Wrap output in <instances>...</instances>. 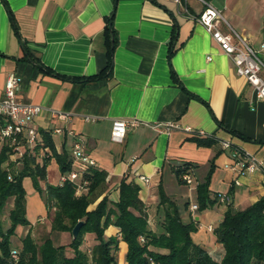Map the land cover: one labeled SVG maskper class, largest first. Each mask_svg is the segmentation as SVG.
I'll return each instance as SVG.
<instances>
[{"label": "crops", "instance_id": "0c3cea01", "mask_svg": "<svg viewBox=\"0 0 264 264\" xmlns=\"http://www.w3.org/2000/svg\"><path fill=\"white\" fill-rule=\"evenodd\" d=\"M208 1L250 46L257 48L264 41V0ZM187 3L195 13L202 8L196 0ZM112 8L116 44L107 77L67 80L22 58L25 42L28 54L50 71L67 77L98 73L108 59L103 31ZM9 12L18 33L11 26ZM174 23V52L168 60ZM226 27L221 23L222 30ZM204 28L162 0H0V97L6 76L13 72L20 100L72 113L67 127L83 138V150L105 172V184L90 208L104 194L116 199L117 184L124 175L138 185L149 225L155 228L161 219L156 188L161 181L184 222L195 221L192 240L213 259H220L222 244L206 226L213 228L220 221L228 202L240 209L264 197V101L255 97L244 76L234 72L232 61ZM258 55L264 60V49ZM113 118H133L140 123L127 127L117 141L109 135ZM168 121L201 129L214 142L198 145L191 138L195 135L180 128L166 132L163 124ZM32 124L39 130L62 125L47 111L33 117ZM64 137L70 154L73 138L51 134L56 151ZM224 139L262 159L263 165L253 172L231 168V150L220 145ZM183 161L195 164L192 185L177 183L171 170ZM211 162L209 197L225 193L229 201L216 200L212 206L191 212V203L197 202L195 184L204 178ZM21 181L25 216L32 229L36 217L46 214V207L42 203L37 210L42 198L29 176ZM104 232L116 234V228L109 225ZM118 246L122 249L124 243L119 241Z\"/></svg>", "mask_w": 264, "mask_h": 264}, {"label": "trees", "instance_id": "16d2710c", "mask_svg": "<svg viewBox=\"0 0 264 264\" xmlns=\"http://www.w3.org/2000/svg\"><path fill=\"white\" fill-rule=\"evenodd\" d=\"M114 7V4H113ZM10 22L17 32L12 14ZM114 10L105 18L104 38L106 59L105 67L98 73L87 76H65L50 71L42 63L32 58L25 42H22V58H29L38 64L39 68L53 73V76L69 80H89L104 78L111 72V58L113 47L116 44L115 28L112 24ZM177 24L174 23L170 31L168 43V57L174 49L171 46L176 37ZM18 33V32H17ZM171 76L175 75L171 71ZM5 117L0 115V126ZM49 129H40L42 140L29 150L22 143V155L13 159V147L1 140L0 147V264H118L116 253L120 249L119 241L126 247L124 264H264V197L258 198L242 208H235L230 202L222 212V218L213 226L215 240L222 244L223 250L220 259H213L206 249L192 240V233L196 231L195 221H185L179 215V208L167 195L161 185L158 189L157 207L161 219L157 227L151 228L146 213V205L139 198L138 185L132 179L122 176L117 184L118 196L112 199L107 194L101 196L90 208L89 204L101 193L105 184V172L97 166L88 165L80 172V177L88 180L86 189L81 193L75 192V183L70 180L50 183L45 180L49 158H53L59 167V173L71 168L70 154L65 147V137L56 151ZM198 145H209L213 137H191ZM210 146V145H209ZM40 154V159L38 155ZM18 163V164H17ZM17 164V165H16ZM194 163L183 161L172 166L177 183H185L181 175L189 168L192 171ZM213 162L206 170L201 181L195 184L198 209L212 206L217 200V194L209 197L208 181L211 177ZM182 173V174H181ZM29 176L32 187L42 198L46 211L50 214L51 231H68L78 220L81 226L77 235L66 244H55L50 235L36 244L30 234V222L26 218V194L22 178ZM40 181L43 184H40ZM8 205L4 226L2 220L3 207ZM197 209V210H198ZM19 225L28 227L21 235L20 245H12V235ZM113 225L116 234L106 235L107 226ZM85 235L93 238L90 253L80 247ZM18 250L19 257L15 261L10 259V249ZM71 252L67 253L66 249Z\"/></svg>", "mask_w": 264, "mask_h": 264}, {"label": "built area", "instance_id": "2783aa9c", "mask_svg": "<svg viewBox=\"0 0 264 264\" xmlns=\"http://www.w3.org/2000/svg\"><path fill=\"white\" fill-rule=\"evenodd\" d=\"M176 12L179 15H183L195 21L201 23L205 30L211 34L212 38L221 47L223 52L232 61L234 72L237 75L244 76L248 84L253 88L255 97L264 101V76L261 71H264V60L258 55L261 50L264 49V41L258 43V47L250 46L246 41L247 38L237 33L234 29L228 25L223 19L221 11L213 6L208 0H196L201 6V10L195 13L189 7L188 0H170ZM221 23L227 25L226 30L220 28ZM18 83L16 74L11 72L6 76L4 81V90H2V96L0 97V115L4 116L5 121L0 126V140L8 142L13 147V159L22 155V143H25L28 150L38 142L42 140L39 129L32 124V119L36 115L43 111H47L53 118H56L62 123V125L54 126L49 129V133H55L61 136L68 135L73 138L70 143V165L71 168L60 173V182L70 180L75 185V192L81 193L86 189L88 180L80 177V172L88 165L96 166L95 161L91 156L83 150V138L77 133H74L71 128L67 127L72 113L63 110H57L50 107L40 106L39 104H33L24 102L16 97V90H18ZM86 120L91 118L85 117ZM111 123V129L109 135L111 139L120 141L124 136L127 127L138 125L140 122L136 119L130 118H113ZM166 132L170 128H180L193 135H207L201 129H195L181 125L176 121H168L163 124ZM220 145L224 148L231 150L230 155L233 158V165L231 168H236L238 171L245 170L247 172H253L255 169L263 165L262 159L255 157L251 152L241 149L239 146L232 144L228 140L224 139L220 141ZM189 168L181 175L187 185H192L194 181L192 171ZM145 182L149 181L147 176H139ZM217 200L220 202H228V197L225 193H218ZM198 209L197 202H193L190 205V211L194 212ZM207 229L212 230L210 224L206 226ZM19 257L18 250L15 248L10 249V259L15 261Z\"/></svg>", "mask_w": 264, "mask_h": 264}, {"label": "rangeland", "instance_id": "374dc122", "mask_svg": "<svg viewBox=\"0 0 264 264\" xmlns=\"http://www.w3.org/2000/svg\"><path fill=\"white\" fill-rule=\"evenodd\" d=\"M169 8H172L175 12L176 9L174 7V4L170 0H162ZM177 13V12H176ZM1 140H0V147H1ZM47 166V172H46V179L49 180L50 183H59L60 182V171L58 165H56V162L51 159L49 162L46 164ZM43 200L38 202V207L37 210H39V206ZM3 213H2V220H3V225L7 226V220H6V215L8 213V205H5L3 207ZM52 212V209L49 211V213L46 211L45 215H38L35 219V224H33L32 229H30V234L33 236L35 239V243L38 244L40 243L44 238H46L47 235H50L51 238L53 239L55 244H66L68 241L71 240L72 235L68 231H51L49 230L50 228V214ZM42 214V213H41ZM24 226L19 225L17 229H15V234H13L12 237V245L17 246V248L20 245V238L21 235L24 234ZM93 242V238L90 235H85L84 241H82L80 247L86 250L88 253H90V246ZM125 246L122 249H119L116 253V260H118V264H124V253H125ZM67 253H70V249H66Z\"/></svg>", "mask_w": 264, "mask_h": 264}, {"label": "water", "instance_id": "95a60500", "mask_svg": "<svg viewBox=\"0 0 264 264\" xmlns=\"http://www.w3.org/2000/svg\"><path fill=\"white\" fill-rule=\"evenodd\" d=\"M81 223H82V221H81V220H78V221L75 223L74 227H72V228L70 229V234L72 235L73 238L77 235L76 233H77L79 227L81 226Z\"/></svg>", "mask_w": 264, "mask_h": 264}]
</instances>
